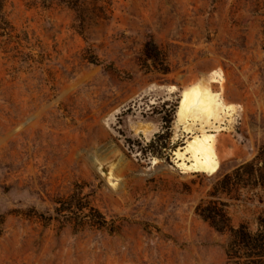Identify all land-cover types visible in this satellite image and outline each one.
I'll return each mask as SVG.
<instances>
[{"label": "rangeland", "instance_id": "obj_1", "mask_svg": "<svg viewBox=\"0 0 264 264\" xmlns=\"http://www.w3.org/2000/svg\"><path fill=\"white\" fill-rule=\"evenodd\" d=\"M213 73L220 167L182 174L179 96ZM263 145L264 0H0V264H229Z\"/></svg>", "mask_w": 264, "mask_h": 264}, {"label": "bare ground", "instance_id": "obj_2", "mask_svg": "<svg viewBox=\"0 0 264 264\" xmlns=\"http://www.w3.org/2000/svg\"><path fill=\"white\" fill-rule=\"evenodd\" d=\"M211 74L185 89L179 96L175 114V138L181 132L183 144L174 152L175 160L182 174L215 175L220 167L218 137L230 127L232 106L221 98V92L214 93L210 84L216 83Z\"/></svg>", "mask_w": 264, "mask_h": 264}, {"label": "trees", "instance_id": "obj_3", "mask_svg": "<svg viewBox=\"0 0 264 264\" xmlns=\"http://www.w3.org/2000/svg\"><path fill=\"white\" fill-rule=\"evenodd\" d=\"M234 176L238 177V181L247 184L251 189H259L262 193L256 198L260 203L264 204V145L259 149L255 160L247 165L239 167ZM237 181V180H236ZM231 182L229 185L238 188L239 183ZM75 203L74 196L70 197L67 202V210ZM60 209H56V212ZM91 211H94L91 209ZM101 218V223H105ZM214 227L219 223L227 222L225 215L214 216L211 213L206 217ZM228 233L230 240L227 249V258L229 264H264V210L257 218L256 229L251 231L247 226H240L238 229L229 227Z\"/></svg>", "mask_w": 264, "mask_h": 264}, {"label": "water", "instance_id": "obj_4", "mask_svg": "<svg viewBox=\"0 0 264 264\" xmlns=\"http://www.w3.org/2000/svg\"><path fill=\"white\" fill-rule=\"evenodd\" d=\"M101 176L103 177L104 180L108 181L110 177V166L109 165H104L100 168L99 170Z\"/></svg>", "mask_w": 264, "mask_h": 264}]
</instances>
